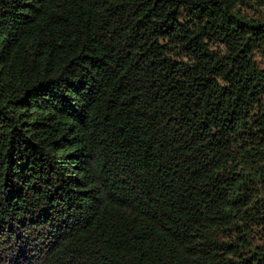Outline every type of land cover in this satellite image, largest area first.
Returning a JSON list of instances; mask_svg holds the SVG:
<instances>
[{
    "label": "trees",
    "instance_id": "16d2710c",
    "mask_svg": "<svg viewBox=\"0 0 264 264\" xmlns=\"http://www.w3.org/2000/svg\"><path fill=\"white\" fill-rule=\"evenodd\" d=\"M0 264H264V0H0Z\"/></svg>",
    "mask_w": 264,
    "mask_h": 264
}]
</instances>
